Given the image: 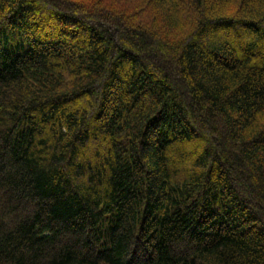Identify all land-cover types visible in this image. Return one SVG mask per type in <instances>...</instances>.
<instances>
[{
  "label": "trees",
  "instance_id": "1",
  "mask_svg": "<svg viewBox=\"0 0 264 264\" xmlns=\"http://www.w3.org/2000/svg\"><path fill=\"white\" fill-rule=\"evenodd\" d=\"M0 264H264V0H0Z\"/></svg>",
  "mask_w": 264,
  "mask_h": 264
},
{
  "label": "rangeland",
  "instance_id": "2",
  "mask_svg": "<svg viewBox=\"0 0 264 264\" xmlns=\"http://www.w3.org/2000/svg\"><path fill=\"white\" fill-rule=\"evenodd\" d=\"M94 16L97 17V20L98 21H100L103 24H106V26H109L111 29L112 28H115L116 26L122 27L123 25H126L125 23H122L120 21H117L115 18H112V17H110V19H108V21H105L103 19L104 17L100 16L99 13L94 14Z\"/></svg>",
  "mask_w": 264,
  "mask_h": 264
}]
</instances>
